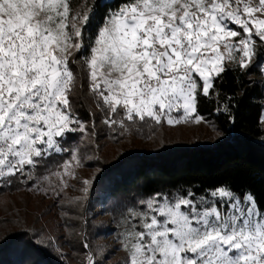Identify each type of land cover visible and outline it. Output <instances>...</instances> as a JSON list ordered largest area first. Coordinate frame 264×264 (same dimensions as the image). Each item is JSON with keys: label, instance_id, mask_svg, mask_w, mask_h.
Returning a JSON list of instances; mask_svg holds the SVG:
<instances>
[{"label": "snow or ice", "instance_id": "obj_1", "mask_svg": "<svg viewBox=\"0 0 264 264\" xmlns=\"http://www.w3.org/2000/svg\"><path fill=\"white\" fill-rule=\"evenodd\" d=\"M77 3L0 0V185L36 180L72 134L88 131L73 113L71 63L94 6ZM88 51V89L110 131L200 124L201 101L219 99L229 65L247 70L264 56V0H124L106 12ZM256 68L264 73V62ZM216 111L234 122L230 105ZM80 166L77 150L53 175L66 188ZM83 184L82 200L92 181ZM116 223L124 264H264V211L251 193L158 192L125 207ZM24 247L47 245L34 233ZM83 247L84 264H107L103 248Z\"/></svg>", "mask_w": 264, "mask_h": 264}, {"label": "trees", "instance_id": "obj_2", "mask_svg": "<svg viewBox=\"0 0 264 264\" xmlns=\"http://www.w3.org/2000/svg\"><path fill=\"white\" fill-rule=\"evenodd\" d=\"M92 1L93 27L90 32H86L85 48L72 58L75 62L71 63V67L77 76L78 86L71 99L73 113L85 123L89 131H92L93 128H90L94 122L93 130L101 135L100 131L105 133L108 127L102 123L104 113L97 107L95 98L89 92L88 72L84 61L90 55L88 49L96 35V27L111 7L124 0ZM261 62H264V56L258 57L257 62L247 70L229 67L230 70L217 84L219 99L213 97L212 102L201 101L198 108L200 115L211 122L221 136L216 144L181 145L163 148L155 153H129L119 162L105 167L104 174L93 188V194L103 198L101 202L104 204L115 202L118 205L125 202L133 205L135 201L158 192L171 194L178 190H193L198 195H205L217 187L225 186L241 197L251 193L264 211V126L260 122L264 112V83L257 80L263 73L256 68ZM225 104L230 105L234 122L228 113L216 111L218 106L222 108ZM154 130L148 134H153ZM146 132L147 130H142L138 134L133 129L131 136H143ZM85 135L86 133L80 132L72 134L68 142L63 144L64 152L55 154L41 165L36 170V177L47 170H57L77 150L80 154L83 140L87 138ZM33 182L35 180L17 182L11 186L1 185L0 196L22 193ZM10 217L0 218V227L2 223L11 224ZM11 222L16 226L12 220ZM78 228L84 230L80 245L86 254L89 250L83 244L87 242L90 245V233L86 226ZM21 230L7 231L5 228L0 231V264H65L48 246L39 251L24 247L32 234L29 233L30 230ZM78 258L79 264H84L85 259L82 256Z\"/></svg>", "mask_w": 264, "mask_h": 264}, {"label": "rangeland", "instance_id": "obj_3", "mask_svg": "<svg viewBox=\"0 0 264 264\" xmlns=\"http://www.w3.org/2000/svg\"><path fill=\"white\" fill-rule=\"evenodd\" d=\"M83 2L86 6H93L94 3L92 0H83ZM79 3L80 0L77 7ZM78 52L72 50V58ZM257 59L252 61V65ZM229 67L235 66L229 65ZM257 80L264 83V73ZM92 128L91 125L90 130ZM100 132L101 135H97L93 129L86 132L87 138L83 140L80 154L78 151L81 166L74 168V177L64 178L68 184L66 188L62 186L61 180L53 175L54 172L63 170L60 166L57 170H47L42 173L22 193L1 195L0 218L11 216L10 219L16 226L9 219L11 224L2 223L0 231L5 228L7 231L30 230L32 236L35 233L43 237L45 244L61 262L79 264L78 257L82 256L85 259L83 256L86 254L81 250L80 245L84 230L78 227L86 226L90 233L91 250L95 252L103 248L108 257L107 264H124L126 252L121 249L118 242L119 226L116 220L120 218V212L131 205L125 202L118 205L115 202L104 204L101 202L103 198L93 194V188L104 174L105 167L119 162L129 153H155L163 148L181 145L212 146L221 138L212 123L205 119L200 124L188 123L175 127L164 125L155 129L151 135L148 134L151 131L147 130L144 133L147 136L142 134L143 136L139 137L131 134L126 137L119 136L109 129L105 133ZM44 177L49 179L45 180ZM84 180L92 181V185L87 199L82 200L80 198L84 196L82 191ZM37 183L39 189L35 187ZM45 189L47 192L44 191Z\"/></svg>", "mask_w": 264, "mask_h": 264}]
</instances>
